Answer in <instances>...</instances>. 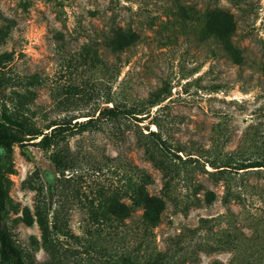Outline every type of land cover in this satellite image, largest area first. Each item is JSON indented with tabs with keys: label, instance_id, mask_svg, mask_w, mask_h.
Wrapping results in <instances>:
<instances>
[{
	"label": "rangeland",
	"instance_id": "rangeland-1",
	"mask_svg": "<svg viewBox=\"0 0 264 264\" xmlns=\"http://www.w3.org/2000/svg\"><path fill=\"white\" fill-rule=\"evenodd\" d=\"M0 65L44 129L142 112L0 149L28 264H264V0H0Z\"/></svg>",
	"mask_w": 264,
	"mask_h": 264
},
{
	"label": "trees",
	"instance_id": "trees-1",
	"mask_svg": "<svg viewBox=\"0 0 264 264\" xmlns=\"http://www.w3.org/2000/svg\"><path fill=\"white\" fill-rule=\"evenodd\" d=\"M5 66L0 65V73L4 72ZM9 79L0 75V92ZM12 80V79H10ZM142 113V112H136ZM130 108L119 107L118 105H111L100 107L98 114H86L87 118L71 123V119L64 122H52L46 125L45 129L35 125L31 117L22 111L10 110L6 103L0 99V149L4 150L8 154L13 144L24 145L34 138H38L36 141L30 143L36 145L47 151L59 138L63 137L67 131L72 127L86 128L98 116H106L115 118L118 116H135L136 114ZM141 118V117H138ZM140 120V119H138ZM47 129V130H46ZM46 130V131H45ZM153 139L157 140L164 148H170L168 141L161 137V135L155 131L148 132ZM262 164H252L249 166H260ZM7 202V189L5 184L0 180V264H28L23 251L16 244L11 236L8 225L5 222V211ZM47 227V224H44ZM149 264H169L159 255L150 258Z\"/></svg>",
	"mask_w": 264,
	"mask_h": 264
}]
</instances>
